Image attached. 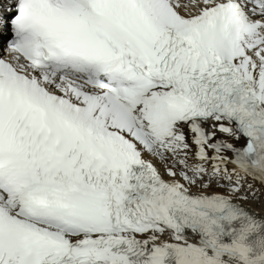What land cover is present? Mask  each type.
Masks as SVG:
<instances>
[{
  "label": "snow or ice",
  "instance_id": "obj_1",
  "mask_svg": "<svg viewBox=\"0 0 264 264\" xmlns=\"http://www.w3.org/2000/svg\"><path fill=\"white\" fill-rule=\"evenodd\" d=\"M0 264H264V0H0Z\"/></svg>",
  "mask_w": 264,
  "mask_h": 264
}]
</instances>
